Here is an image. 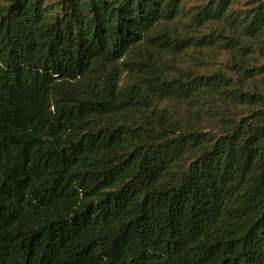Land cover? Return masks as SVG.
<instances>
[{
    "label": "trees",
    "instance_id": "1",
    "mask_svg": "<svg viewBox=\"0 0 264 264\" xmlns=\"http://www.w3.org/2000/svg\"><path fill=\"white\" fill-rule=\"evenodd\" d=\"M184 1L0 0V264H264V0Z\"/></svg>",
    "mask_w": 264,
    "mask_h": 264
},
{
    "label": "rangeland",
    "instance_id": "2",
    "mask_svg": "<svg viewBox=\"0 0 264 264\" xmlns=\"http://www.w3.org/2000/svg\"><path fill=\"white\" fill-rule=\"evenodd\" d=\"M203 0H185L183 2L184 11H189L197 2ZM238 6L242 3V0L238 2ZM188 21L187 13H180L172 25L176 24L177 29H184L185 23ZM228 54L218 47L207 46L203 48L190 47L186 51L176 56L174 66L179 69L186 67H192L198 72L210 73L215 70H222L228 72L227 65ZM177 105V104H176ZM219 106V104H217ZM186 106L181 105L180 110L185 112ZM209 113V112H207Z\"/></svg>",
    "mask_w": 264,
    "mask_h": 264
}]
</instances>
